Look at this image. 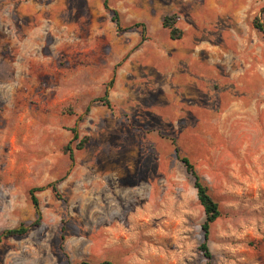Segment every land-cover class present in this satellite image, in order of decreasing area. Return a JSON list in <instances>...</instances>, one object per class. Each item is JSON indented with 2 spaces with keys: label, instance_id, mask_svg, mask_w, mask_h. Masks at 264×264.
<instances>
[{
  "label": "rangeland",
  "instance_id": "rangeland-1",
  "mask_svg": "<svg viewBox=\"0 0 264 264\" xmlns=\"http://www.w3.org/2000/svg\"><path fill=\"white\" fill-rule=\"evenodd\" d=\"M255 18L264 0H0V234L29 226L0 264H264ZM180 156L220 206L211 259Z\"/></svg>",
  "mask_w": 264,
  "mask_h": 264
},
{
  "label": "trees",
  "instance_id": "trees-1",
  "mask_svg": "<svg viewBox=\"0 0 264 264\" xmlns=\"http://www.w3.org/2000/svg\"><path fill=\"white\" fill-rule=\"evenodd\" d=\"M105 5H106V7H108L107 1H105ZM112 12H113L112 19L116 22L117 26L120 27V20H119L118 12L116 10H112ZM176 18H177L176 14L166 15L164 18V21H163V25L165 27L170 28V36L173 39H179L182 37V34H183L182 30L175 25ZM253 24L260 32L264 33V28H263L262 23H260L256 18L253 21ZM137 26H142L143 29L145 30L144 23H140V22H137V23L131 25L130 27H137ZM111 82H113V80H111ZM106 93H107V91H106ZM103 101L108 106H111L110 100L108 99L107 95H105L103 97ZM85 143H87V138L84 139L83 142H81L78 145V148L79 149L83 148L85 146ZM66 149L69 150L70 156L73 157V150L70 147H67ZM177 153H178V149H177ZM180 158L183 161V163L185 164L187 171L189 173H191L194 177V186L197 189V197H198V200H199L200 204L202 205V207L204 209V213H205V219L201 225L202 230H203L204 239L201 242V244L199 245V249L203 252L204 256L207 259H211L212 254H211V251H210L209 246H208L210 226L213 222H215L221 216L220 206H219V203L211 195V193L209 191L208 184L205 183L203 178L197 172L196 167H195L194 163L190 160V158L187 156H180ZM47 187H51L52 190L57 195H59L56 182L49 183L47 185ZM42 189H44L43 186L34 187L30 190L31 201H32V204L34 205L37 213H39L40 204H39V199L36 195V191L42 190ZM38 223H39V220H36L35 224H33V225H37ZM28 231H29V226H25L23 224H21L17 227H14V228L6 229L5 231H3L0 234V242L2 241L3 238L11 237V236L24 235ZM77 264H116V263L112 260L106 259V260L96 262V263L88 262V261H81Z\"/></svg>",
  "mask_w": 264,
  "mask_h": 264
}]
</instances>
